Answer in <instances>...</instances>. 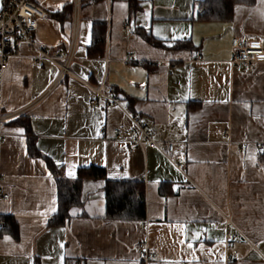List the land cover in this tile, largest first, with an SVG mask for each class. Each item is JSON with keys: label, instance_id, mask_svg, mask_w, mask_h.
<instances>
[{"label": "crops", "instance_id": "obj_1", "mask_svg": "<svg viewBox=\"0 0 264 264\" xmlns=\"http://www.w3.org/2000/svg\"><path fill=\"white\" fill-rule=\"evenodd\" d=\"M36 1L47 14L36 41L49 54L72 51V74L60 80L27 45L8 63L3 112L18 115L0 139L10 196L0 221L14 220L19 237L0 233V264H143L145 241L158 254L148 264H264V62H231L234 38L264 46V0L222 19L200 18L195 0ZM132 117L175 145L170 159L118 139ZM49 164L70 180L98 167L140 181L145 220L107 219L105 181L88 178L83 206L50 226L59 198Z\"/></svg>", "mask_w": 264, "mask_h": 264}, {"label": "built area", "instance_id": "obj_2", "mask_svg": "<svg viewBox=\"0 0 264 264\" xmlns=\"http://www.w3.org/2000/svg\"><path fill=\"white\" fill-rule=\"evenodd\" d=\"M204 0H195L197 13L203 18L207 10L200 6ZM47 16L46 12L39 6L36 0H2L0 11V139L3 137V128L14 121L18 114L4 113L5 105L3 100V83L8 63L13 58L23 57L22 48L29 46L34 51L31 59L34 62L46 60L59 67V79H63L68 74H72L71 64L74 53L49 54L45 49L38 45L35 34L39 27L40 20ZM128 28V26H127ZM233 57L232 64L236 67L250 68L254 64L264 62V46L256 40H244L234 38L232 40ZM196 60L202 59L200 52H196ZM97 95H102L115 104H119L116 97H110L101 92L100 88L94 90ZM134 127L127 131L118 132V139L128 141L141 148L146 146L157 148L161 153L170 159V155L175 151L174 144H164L153 140L151 133L146 130L139 121L132 117ZM225 136L230 135V130L224 132ZM258 153H264V144H257ZM182 168V167H180ZM10 196L0 188V198L8 199ZM226 226L231 224L230 219H226ZM5 226V221H0V227ZM143 264L156 260L158 254L154 252L148 242H141L138 245Z\"/></svg>", "mask_w": 264, "mask_h": 264}, {"label": "trees", "instance_id": "obj_3", "mask_svg": "<svg viewBox=\"0 0 264 264\" xmlns=\"http://www.w3.org/2000/svg\"><path fill=\"white\" fill-rule=\"evenodd\" d=\"M132 1V0H131ZM253 2V0H204L200 6L207 10L203 19H222L233 11L240 3ZM132 3V2H131ZM69 7V6H68ZM66 7L65 10L69 9ZM2 113V111H0ZM26 126L28 136L30 129L27 121L18 120ZM30 154L36 157L37 151L33 139L29 136ZM49 169L58 185L59 210L50 226H61L71 218L70 211L73 207H82V183L85 179H101L105 181L106 218L109 220L141 222L146 218V200L144 185L140 181L110 180L103 168L89 167L79 170L78 177L74 180L64 177L61 170L49 164ZM9 231L15 238L19 237V229L14 220L6 219L5 226L0 233Z\"/></svg>", "mask_w": 264, "mask_h": 264}, {"label": "water", "instance_id": "obj_4", "mask_svg": "<svg viewBox=\"0 0 264 264\" xmlns=\"http://www.w3.org/2000/svg\"><path fill=\"white\" fill-rule=\"evenodd\" d=\"M2 9V0H0V11Z\"/></svg>", "mask_w": 264, "mask_h": 264}]
</instances>
